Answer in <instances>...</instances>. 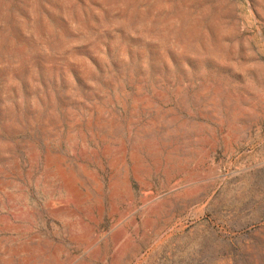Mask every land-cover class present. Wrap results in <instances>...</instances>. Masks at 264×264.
Listing matches in <instances>:
<instances>
[{"label": "rangeland", "instance_id": "obj_1", "mask_svg": "<svg viewBox=\"0 0 264 264\" xmlns=\"http://www.w3.org/2000/svg\"><path fill=\"white\" fill-rule=\"evenodd\" d=\"M0 264H264V0H0Z\"/></svg>", "mask_w": 264, "mask_h": 264}]
</instances>
